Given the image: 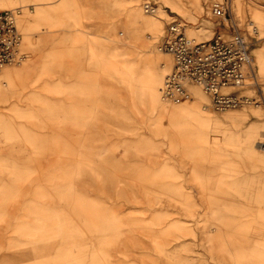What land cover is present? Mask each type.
Listing matches in <instances>:
<instances>
[{
    "label": "rangeland",
    "instance_id": "374dc122",
    "mask_svg": "<svg viewBox=\"0 0 264 264\" xmlns=\"http://www.w3.org/2000/svg\"><path fill=\"white\" fill-rule=\"evenodd\" d=\"M168 1L0 0L28 16L0 74V264H264V0H230L259 89L224 111L159 99L168 24L224 30L223 0Z\"/></svg>",
    "mask_w": 264,
    "mask_h": 264
},
{
    "label": "built area",
    "instance_id": "2783aa9c",
    "mask_svg": "<svg viewBox=\"0 0 264 264\" xmlns=\"http://www.w3.org/2000/svg\"><path fill=\"white\" fill-rule=\"evenodd\" d=\"M147 12L157 7L145 3ZM211 14L224 30L209 39L197 40L186 33L185 23L172 20L160 45L173 57V68L165 76L162 93L166 100L181 102L192 96L190 86H199L210 97L216 111L253 103L246 89H259L252 68V50L249 30L244 32L231 15L230 0L214 2ZM18 8L0 10V72L8 65L19 63L26 57L21 51L23 33L18 26ZM225 20H230L229 24ZM248 26L257 33V26ZM249 29V27H247Z\"/></svg>",
    "mask_w": 264,
    "mask_h": 264
},
{
    "label": "bare ground",
    "instance_id": "6f19581e",
    "mask_svg": "<svg viewBox=\"0 0 264 264\" xmlns=\"http://www.w3.org/2000/svg\"><path fill=\"white\" fill-rule=\"evenodd\" d=\"M145 3H146V2H144V4H143V12H144L146 15H149L148 13L154 15V14H156V13L159 12V7H158L157 9H155L154 12H147V11H146V8H145ZM20 15H21V14H20ZM18 19H19V17H18ZM153 20L155 21L154 23H155L156 27H158L159 25H158V21H157L156 17H153ZM253 22H254V21H253ZM156 23H157V24H156ZM18 26H19V25H18ZM256 26H257V31H259V28H258V25H257V24H256ZM163 32H164V31H163ZM163 32H162L161 34H163ZM186 33H187V35L190 36V37H195L196 39L200 38V37L197 36L196 34H193V33L189 32V31H188V27H187V29H186ZM161 34H160V35H161ZM160 35H159V36H160ZM23 44H24V41H23ZM22 47H23V46H22ZM157 48H158V47H157ZM158 49L161 50L160 48H158ZM162 52H164V53L170 55V53H168V52H165V51H162ZM171 58H172V57H171ZM24 63H25V61H22V62L20 63V65H22V64H24ZM172 66H173V59H172V64H171V66L167 69V71H166V73H165V75H164V80H165V76H166V75L170 72V70L172 69ZM9 67H11V66H6V67L0 72V74H2L3 72H5V71H7V70L15 69V68H9ZM164 80H163V83H162V86H161L160 98H161V100H162V102H163L164 104L171 105L173 102H171V101H169V100H166V99L164 98V96H163V93H162V88H163ZM169 102H171V103H169ZM210 103H211V101H210ZM210 106H211V105L209 104L208 106H205V108L208 107V108L211 109ZM257 106H260V105L258 104ZM229 111H232V110H228V111H226V112H229ZM226 112H225V113H226ZM261 145H262V148H264V142H262ZM260 150L263 151V149H261V148H260Z\"/></svg>",
    "mask_w": 264,
    "mask_h": 264
},
{
    "label": "crops",
    "instance_id": "0c3cea01",
    "mask_svg": "<svg viewBox=\"0 0 264 264\" xmlns=\"http://www.w3.org/2000/svg\"><path fill=\"white\" fill-rule=\"evenodd\" d=\"M166 2H169L168 0H165ZM172 2H174V3H180V1L181 0H171ZM28 20V16L25 14V12H22V14L20 15V17H19V21H20V23L21 22H25V21H27ZM16 70V68L15 69H13V70H9V71H7L5 74H9L10 75V77L13 79V80H15L14 79V77H13V72ZM159 99H160V94H159ZM193 108H189L188 107V109H186V110H192ZM198 122H201V123H205L204 125H208V124H210V119L208 118V116L207 115H204V114H198ZM201 123H199V124H201ZM204 125H202V126H204Z\"/></svg>",
    "mask_w": 264,
    "mask_h": 264
}]
</instances>
